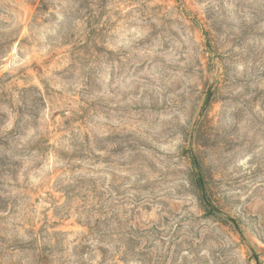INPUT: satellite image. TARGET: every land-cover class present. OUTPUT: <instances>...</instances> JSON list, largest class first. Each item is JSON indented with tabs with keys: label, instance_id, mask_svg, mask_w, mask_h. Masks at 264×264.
<instances>
[{
	"label": "rangeland",
	"instance_id": "374dc122",
	"mask_svg": "<svg viewBox=\"0 0 264 264\" xmlns=\"http://www.w3.org/2000/svg\"><path fill=\"white\" fill-rule=\"evenodd\" d=\"M0 264H264V0H0Z\"/></svg>",
	"mask_w": 264,
	"mask_h": 264
},
{
	"label": "trees",
	"instance_id": "16d2710c",
	"mask_svg": "<svg viewBox=\"0 0 264 264\" xmlns=\"http://www.w3.org/2000/svg\"><path fill=\"white\" fill-rule=\"evenodd\" d=\"M189 153L196 169L195 185L198 190V198L200 199V202L206 208V210L210 213H213L215 207L213 204L212 196L207 187L205 176L203 174V166L201 165L199 157L193 152V150H190Z\"/></svg>",
	"mask_w": 264,
	"mask_h": 264
}]
</instances>
